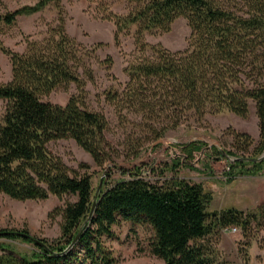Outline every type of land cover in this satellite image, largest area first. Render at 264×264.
<instances>
[{
	"label": "trees",
	"instance_id": "trees-1",
	"mask_svg": "<svg viewBox=\"0 0 264 264\" xmlns=\"http://www.w3.org/2000/svg\"><path fill=\"white\" fill-rule=\"evenodd\" d=\"M134 1L135 9L124 15L104 10L114 23L116 43L134 28L136 52L124 71L127 81L120 91L106 93L120 124L132 127L122 155L106 138L105 116L83 103L81 75L93 80L85 63L89 53L67 34L60 0H39L33 7L0 15V24L9 27L19 16L50 3L58 11L57 24L39 39L26 38L21 53L0 40V52L11 64V79L0 84V193L17 201L76 198L49 214L61 217L59 236L53 240L26 229L0 231V264H116L107 241L116 238L113 226L120 222L150 227L151 254L163 264H218L212 237L236 227L245 238L253 224L263 226L264 203L251 213L237 207L209 211L212 192L179 177V162L165 166L170 176L154 181L140 176L137 166L128 179H104L92 210V177L71 169L49 150L51 142L72 139L98 167L120 156L135 161L146 144L183 125L200 124L207 115L227 112L246 119L252 102L259 129L254 155L264 151V0ZM180 17L190 28L185 50L172 52L145 42L146 34L169 32ZM72 83L78 95L65 105L42 100ZM232 135L242 154L225 152L244 161L231 163L230 169L239 168L242 176L264 171V158L244 156L254 139L247 133ZM184 149L191 158L200 148L190 143ZM233 176L230 172L229 178Z\"/></svg>",
	"mask_w": 264,
	"mask_h": 264
},
{
	"label": "rangeland",
	"instance_id": "rangeland-1",
	"mask_svg": "<svg viewBox=\"0 0 264 264\" xmlns=\"http://www.w3.org/2000/svg\"><path fill=\"white\" fill-rule=\"evenodd\" d=\"M39 0H0V15L17 9L33 7ZM65 19L67 34L89 53L86 65L89 67L93 80L81 75L85 81L84 105L87 109L101 112L108 122L106 138L119 154L124 153V140L131 126H122L118 121L114 107L106 100L108 91H120L127 81L125 68L132 55L136 52L134 28L128 34L114 39V23L105 18L106 11L124 15L136 7L134 0H60ZM58 11L53 3L46 5L42 10L24 14L16 19L12 26L0 24V40L15 52H23L26 47V38L39 39L49 27L57 24ZM190 28L185 18L176 19L166 33L146 34L144 40L149 45L160 44L164 48L176 52L185 50L188 46ZM11 79V64L8 56L0 52V84ZM78 95L75 84L59 87L49 95L42 97L45 102L65 105L69 98ZM0 103V114L3 111ZM249 115L242 119L231 113L207 115L200 124L183 125L176 130L167 132L166 136L151 144H146L139 159L115 158L103 167L94 164L90 155L79 147L72 139H61L51 142L49 150L60 157L63 162L78 171L92 177L95 193L101 179L114 183L130 177L129 171L140 167V176L150 181L170 176L172 172L165 170L166 165L179 162L176 168L181 178L202 183L208 191L212 185L217 186L214 193L216 198L209 207V211L242 206L235 199V204L223 203L225 184L229 182L230 172L239 175V168L230 169L232 161L222 155V151L236 153L233 140V131L247 133L254 139V144L245 158H260L264 151L255 154V147L259 143L258 119L254 104L249 105ZM195 143L200 149L186 157L184 146ZM215 143H218L217 146ZM215 149H217L215 151ZM222 149V150H221ZM220 151V154L219 152ZM238 152V151H237ZM238 152L236 155H241ZM86 165L87 167H81ZM264 173V171H262ZM219 177V178H218ZM217 180V181H215ZM214 186L212 189H214ZM236 183L226 185L228 190ZM72 195L58 198L49 196L45 200L17 201L0 193V231L26 229L32 236L53 240L59 236L61 217H49V214L66 202L75 201ZM251 205L244 207L246 213L255 211ZM116 235L114 240L107 244L113 250L116 264H163V261L151 254L150 243L153 231L148 226H131L120 222L113 226ZM210 244L215 248V261L218 264H264V222L261 228L252 225L251 235L243 238L242 232L236 234L222 232L218 237H212ZM25 246V245H24ZM247 254V256H244Z\"/></svg>",
	"mask_w": 264,
	"mask_h": 264
},
{
	"label": "crops",
	"instance_id": "crops-1",
	"mask_svg": "<svg viewBox=\"0 0 264 264\" xmlns=\"http://www.w3.org/2000/svg\"><path fill=\"white\" fill-rule=\"evenodd\" d=\"M219 178V177H218ZM217 181V180H215ZM236 183L235 187H232L231 190H228L226 185L229 183ZM225 184V192L224 193V199L222 203V207L225 202L228 204L234 205L235 199L237 202L239 201L242 206H238L239 209H244V207H247L248 205L252 207H257L258 205L264 203V173L260 172L257 175L254 176H242V175H236L233 176L229 182ZM211 186L209 188L210 191L215 192L217 189V186ZM216 196L213 193V200H215ZM235 207V206H233Z\"/></svg>",
	"mask_w": 264,
	"mask_h": 264
},
{
	"label": "water",
	"instance_id": "water-1",
	"mask_svg": "<svg viewBox=\"0 0 264 264\" xmlns=\"http://www.w3.org/2000/svg\"><path fill=\"white\" fill-rule=\"evenodd\" d=\"M215 144L217 146H219L218 143H215ZM221 153H222L223 157H225L226 159H228V160H230L232 162H235V161H244V158H231V157H229L224 150ZM263 158H264V156H261L260 158H257L254 161H260ZM246 160H249V159H246ZM102 184H103V179H101L100 184H99V187H98V189H97V191L95 193L94 205H93V209L92 210H94V207H95V204H96V198H97V196H98V194H99V192H100V190L102 188Z\"/></svg>",
	"mask_w": 264,
	"mask_h": 264
},
{
	"label": "built area",
	"instance_id": "built-area-1",
	"mask_svg": "<svg viewBox=\"0 0 264 264\" xmlns=\"http://www.w3.org/2000/svg\"><path fill=\"white\" fill-rule=\"evenodd\" d=\"M224 232L231 233V234H236V233L239 232V229L236 228V227H230V228L224 230Z\"/></svg>",
	"mask_w": 264,
	"mask_h": 264
}]
</instances>
